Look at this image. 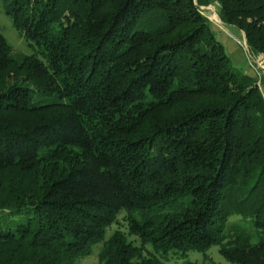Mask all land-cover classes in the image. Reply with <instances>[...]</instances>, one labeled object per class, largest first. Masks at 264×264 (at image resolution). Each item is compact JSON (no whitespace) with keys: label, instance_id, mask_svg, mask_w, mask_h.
<instances>
[{"label":"trees","instance_id":"16d2710c","mask_svg":"<svg viewBox=\"0 0 264 264\" xmlns=\"http://www.w3.org/2000/svg\"><path fill=\"white\" fill-rule=\"evenodd\" d=\"M2 1L34 53L16 64L0 31V264H79L97 244L101 264L214 245L264 264V95L202 13L212 0ZM217 1L264 54V0ZM123 211L148 255L105 240Z\"/></svg>","mask_w":264,"mask_h":264},{"label":"rangeland","instance_id":"374dc122","mask_svg":"<svg viewBox=\"0 0 264 264\" xmlns=\"http://www.w3.org/2000/svg\"><path fill=\"white\" fill-rule=\"evenodd\" d=\"M202 13L211 21L217 39L223 44L228 54L231 64L239 72L247 74L257 80L262 94L264 95V54L254 52L247 42L246 34L232 25L225 24L220 17V4L217 0H212L208 5L200 6ZM0 31L10 44L11 56L16 64H21L24 56L34 53L28 41L20 35L14 27L13 18L5 12L3 1L0 0ZM23 75L12 73L8 80H23ZM34 103L50 102L53 97H39L37 91H33ZM52 165V164H51ZM50 165V168H51ZM49 165L45 167V171ZM133 216L141 219L139 213ZM19 219V217H17ZM121 233L134 245L142 248L144 255L153 251L150 244H146L131 228L130 217L125 211L121 212L116 220L107 228L105 240H108L115 233ZM102 244L93 247L90 255L81 259L79 264H101L100 251ZM168 264H231L219 251V246L214 245L207 252H191L188 256L180 259H172Z\"/></svg>","mask_w":264,"mask_h":264}]
</instances>
